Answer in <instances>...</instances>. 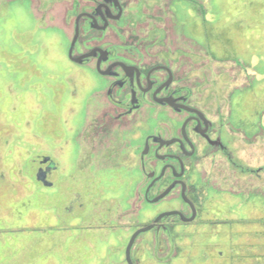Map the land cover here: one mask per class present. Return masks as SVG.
<instances>
[{
	"label": "rangeland",
	"instance_id": "obj_1",
	"mask_svg": "<svg viewBox=\"0 0 264 264\" xmlns=\"http://www.w3.org/2000/svg\"><path fill=\"white\" fill-rule=\"evenodd\" d=\"M83 2L0 0V264H126L134 229L179 206L170 197L133 210L148 182L140 145L162 110L121 134H92L97 74L67 57ZM165 3L175 39L190 45L199 106L216 116L231 158L199 161L196 219L163 220L171 232L140 235L131 259L264 264V0ZM44 156L56 165L51 186L36 179Z\"/></svg>",
	"mask_w": 264,
	"mask_h": 264
},
{
	"label": "flooded vegetation",
	"instance_id": "obj_2",
	"mask_svg": "<svg viewBox=\"0 0 264 264\" xmlns=\"http://www.w3.org/2000/svg\"><path fill=\"white\" fill-rule=\"evenodd\" d=\"M166 4L165 0H85L78 3L70 22L68 59L78 65L91 64L97 74L93 94L103 110L92 123L94 137L112 130L121 134L126 127L150 119L153 111L162 110L155 128L140 145L138 168L148 182L142 193L136 191L133 210L141 209L143 202L154 205L170 197L179 206L157 213L150 223L134 229L123 250L126 264V247L138 229L151 225L135 236L130 259L140 235L171 232L172 227L162 224L163 220L170 219L174 226L196 219L200 196L192 179L196 180L193 176L199 161L220 151L231 158L216 116L199 106L197 86L190 78V45L175 39ZM145 157L150 159L143 160ZM41 165L38 171H45L44 179L50 182L46 178L55 163L44 156ZM166 212L173 213L155 222Z\"/></svg>",
	"mask_w": 264,
	"mask_h": 264
},
{
	"label": "water",
	"instance_id": "obj_3",
	"mask_svg": "<svg viewBox=\"0 0 264 264\" xmlns=\"http://www.w3.org/2000/svg\"><path fill=\"white\" fill-rule=\"evenodd\" d=\"M70 53H71V47H70V49H69V54H70ZM36 178H37L38 180H41L45 186H51V183H50V182H47V181L44 179V178H45V171L39 169L38 174L36 175ZM165 192H166V191H165ZM165 192H164V193H165ZM160 196H161V195H160ZM171 213H173V212L162 213L158 218L155 219V222L158 221L162 216H166V215H169V214H171ZM150 226H151V225H148V226H145V227H143V228L138 229V230H137V231L131 236L130 241H129L127 247H126V260H127V263H128V264H133L132 261H131V259H130V255H129V253H130V247H131V245H132V242H133L135 236H136L139 232H144V231L148 230V229L150 228Z\"/></svg>",
	"mask_w": 264,
	"mask_h": 264
}]
</instances>
